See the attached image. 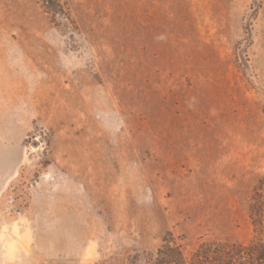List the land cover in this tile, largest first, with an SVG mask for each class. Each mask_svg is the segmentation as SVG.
I'll return each mask as SVG.
<instances>
[{"label":"rangeland","instance_id":"374dc122","mask_svg":"<svg viewBox=\"0 0 264 264\" xmlns=\"http://www.w3.org/2000/svg\"><path fill=\"white\" fill-rule=\"evenodd\" d=\"M60 2L0 0V264L248 243L264 0Z\"/></svg>","mask_w":264,"mask_h":264},{"label":"trees","instance_id":"16d2710c","mask_svg":"<svg viewBox=\"0 0 264 264\" xmlns=\"http://www.w3.org/2000/svg\"><path fill=\"white\" fill-rule=\"evenodd\" d=\"M44 3L53 13L69 19L60 0H44ZM249 217L253 236L248 243L202 241L188 252L169 235L157 249L153 264H264V175L250 194Z\"/></svg>","mask_w":264,"mask_h":264}]
</instances>
